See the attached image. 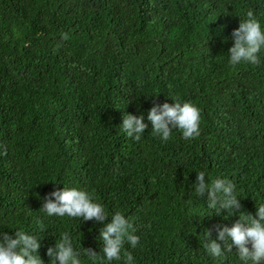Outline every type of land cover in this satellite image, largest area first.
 <instances>
[{
    "label": "trees",
    "instance_id": "obj_1",
    "mask_svg": "<svg viewBox=\"0 0 264 264\" xmlns=\"http://www.w3.org/2000/svg\"><path fill=\"white\" fill-rule=\"evenodd\" d=\"M249 10L264 30V0H0V233L37 237L43 264L68 233L93 264L84 250L102 254L100 230L119 211L139 244L96 264H124L125 252L133 264H245L235 245L217 240L214 258L203 244L264 204V49L257 65L229 63ZM175 100L200 109L198 137L151 134L150 109ZM125 114L144 116L140 141L120 129ZM200 171L234 182L236 215L197 196ZM64 187L109 219L40 211Z\"/></svg>",
    "mask_w": 264,
    "mask_h": 264
},
{
    "label": "clouds",
    "instance_id": "obj_2",
    "mask_svg": "<svg viewBox=\"0 0 264 264\" xmlns=\"http://www.w3.org/2000/svg\"><path fill=\"white\" fill-rule=\"evenodd\" d=\"M247 18L241 20L238 29L234 30L232 37L234 46L229 49V63L236 66L242 62L253 65L259 64V53L264 49V30L259 20L249 10ZM63 40L69 39L67 33H62ZM148 121L151 123V134L160 137L167 142L174 129L182 133L185 140H191L200 135V109L192 102H179L175 104H156L148 112ZM148 124L144 122V116L139 117L125 114L120 126L127 136L140 141ZM4 155L7 154L5 149ZM204 171L197 173L196 183L193 185L197 196L208 193V208L223 211H232L236 215L242 208L240 200L235 194V184L226 178H216L211 183L206 182ZM52 197H55L53 202ZM256 217L251 214L240 218L232 227L217 226L218 238L212 239L211 230L205 231L204 249L211 257L219 258L224 255L221 243L228 253L232 252L233 245L238 249L239 259L248 264H264V204L257 206ZM40 211L48 216L82 217L84 221L94 220L104 222L109 219L101 204L93 202V197L87 191L64 187L63 191H55L43 199V207ZM111 222L100 230L102 240V254L93 250H84L85 254L96 264L98 257L103 256L108 262L121 260V252L125 240L132 248L139 244V237L131 234L132 224L125 216L117 211L111 216ZM43 228V225H41ZM250 246V247H249ZM41 247L37 237L25 233L22 230L15 231V238L5 232L0 233V264H43L38 251ZM47 255L51 264H81L79 253L73 249L72 241L68 233H62L56 240L54 247L47 249ZM131 252L124 253V264H133Z\"/></svg>",
    "mask_w": 264,
    "mask_h": 264
}]
</instances>
